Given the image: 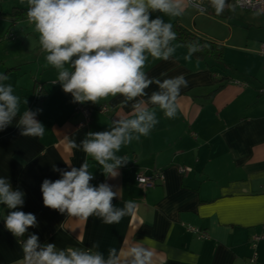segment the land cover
Wrapping results in <instances>:
<instances>
[{"label":"crops","instance_id":"crops-1","mask_svg":"<svg viewBox=\"0 0 264 264\" xmlns=\"http://www.w3.org/2000/svg\"><path fill=\"white\" fill-rule=\"evenodd\" d=\"M26 10V0L25 4L0 0V74L8 76L5 83L20 96L21 113L26 108L42 109L36 119L45 126V134L23 137L15 121L0 131V176L25 192L21 210L38 220V227L29 232L37 233L41 243L59 248L90 247L96 242L105 257L110 247L144 242L154 252L155 264H246L254 254L256 264H264V58L259 55L264 17L237 21L230 17L234 11L226 8L217 16L207 7L203 14L189 8L172 20L198 39L221 46L224 68L185 60L188 52L176 43L173 59L149 60L145 70L150 77L163 80L183 74L188 87L181 89L175 119L158 111L159 123L151 134L118 153L128 163L116 179L107 181L119 188L113 203L122 208L131 200L137 210L109 225L95 216L78 220L44 207L40 186L45 178H59L53 165L79 167L85 161V154L71 148L69 140L79 144L89 131L108 130L112 119L130 114V107L119 106L121 97L97 105L78 103L91 111L88 125L78 127L83 120L73 113L61 86L52 84L55 70L45 66ZM154 90L155 84L146 91ZM102 108L106 113L99 114ZM88 164L95 176L91 183L104 182L96 162L89 158ZM182 170L190 172L180 174ZM156 172L163 175L162 183L153 189L138 188L136 174ZM5 212L0 205V217ZM187 228L205 233L206 238ZM22 256L20 243L0 219V264H16Z\"/></svg>","mask_w":264,"mask_h":264},{"label":"clouds","instance_id":"clouds-1","mask_svg":"<svg viewBox=\"0 0 264 264\" xmlns=\"http://www.w3.org/2000/svg\"><path fill=\"white\" fill-rule=\"evenodd\" d=\"M238 4L239 0L235 4L207 0V7L217 16L226 8L235 11ZM207 7L202 0H26V19L37 34L45 66L56 73L52 84L70 94L72 103L97 105L121 97L119 106L130 107V114L112 119L108 130L89 131L79 144L69 140L70 147L80 149L86 159L79 167L66 162L67 168L52 166L59 178L42 181L44 207L78 220L95 216L109 225L136 213L137 204L131 200L122 208L113 203L119 198V188L107 181L116 179L119 169L128 163L118 153L123 146L151 134L159 123L158 111L175 119L181 89L188 87L183 74L163 80L150 77L147 63L173 59L177 33L172 20L189 8L203 14ZM187 47L184 59L190 61L201 46L191 42ZM7 80L6 74H0V131L15 121L21 136L43 138L45 126L36 119L42 109L26 108L21 113V98ZM153 84L156 90L149 94L146 90ZM89 158L100 168L104 182L91 183L95 176L89 170ZM25 195L13 188L8 177L0 176V205L6 210L0 219L23 253L16 264H155L154 252L144 242L121 249L110 247L107 257L96 242L90 247L65 248L41 243L37 233L29 232L38 227L36 215L21 210Z\"/></svg>","mask_w":264,"mask_h":264},{"label":"built area","instance_id":"built-area-1","mask_svg":"<svg viewBox=\"0 0 264 264\" xmlns=\"http://www.w3.org/2000/svg\"><path fill=\"white\" fill-rule=\"evenodd\" d=\"M207 0H202V3L205 4ZM232 3L235 4L236 0H232ZM239 11H244L247 13H253L258 16L264 17V0H239V4L235 7ZM260 56H264V46L261 48L259 52ZM63 94L72 101V97L70 94ZM73 104V113L79 115L83 122L78 127H85L89 123V118L91 116V111L81 107L78 103ZM99 114L106 113L104 108L98 110ZM189 170H182L180 174L188 173ZM164 180L163 175L160 172L153 173L151 175H144V174H136L134 176V181L138 188L142 190L153 189L157 186L158 183H162ZM187 232L199 236L200 239H205L206 234L201 233L196 229L187 228ZM258 239L253 240V248L255 247L256 242ZM257 255L254 254L246 264H256Z\"/></svg>","mask_w":264,"mask_h":264},{"label":"trees","instance_id":"trees-1","mask_svg":"<svg viewBox=\"0 0 264 264\" xmlns=\"http://www.w3.org/2000/svg\"><path fill=\"white\" fill-rule=\"evenodd\" d=\"M173 26V30L177 33V38L173 43L180 45L188 52L187 46L189 43L198 42L201 49L193 53L192 58L197 61L210 62L211 69L222 70L224 68V49L221 46L202 41L180 28L177 24H173Z\"/></svg>","mask_w":264,"mask_h":264},{"label":"rangeland","instance_id":"rangeland-1","mask_svg":"<svg viewBox=\"0 0 264 264\" xmlns=\"http://www.w3.org/2000/svg\"><path fill=\"white\" fill-rule=\"evenodd\" d=\"M242 12V13H241ZM232 16H235V19L237 20V21H241V17H250V16H255V14H253V13H247V12H244V11H238V10H235L234 12H233V14L230 16V17H232ZM260 50V49H259ZM259 56V55H258ZM260 57H262V58H264V56H260Z\"/></svg>","mask_w":264,"mask_h":264}]
</instances>
